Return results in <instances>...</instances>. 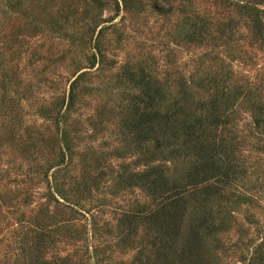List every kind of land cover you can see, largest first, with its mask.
<instances>
[{
    "label": "rangeland",
    "instance_id": "rangeland-1",
    "mask_svg": "<svg viewBox=\"0 0 264 264\" xmlns=\"http://www.w3.org/2000/svg\"><path fill=\"white\" fill-rule=\"evenodd\" d=\"M0 264H264V0H0Z\"/></svg>",
    "mask_w": 264,
    "mask_h": 264
},
{
    "label": "trees",
    "instance_id": "trees-1",
    "mask_svg": "<svg viewBox=\"0 0 264 264\" xmlns=\"http://www.w3.org/2000/svg\"><path fill=\"white\" fill-rule=\"evenodd\" d=\"M259 20V18H257ZM75 89V85L73 84L72 85V88H71V94L70 96L73 95V91ZM146 134H148L146 132ZM156 176L152 173V172H147L145 173L144 175H140L137 177V180L140 181V183L143 185V187L145 189H148L149 191L153 190V192L157 193V192H161V190L163 189V183L160 182L159 180H157L155 178ZM183 201L180 199L179 201H175V202H171L169 204V208H170V213H168V215H165L161 212V214L163 216L160 215V213L157 211H161L163 210L162 209V206L164 205H161L159 206V208L156 210V212H153L152 214H148V215H154L156 214V217H153L151 216V218L155 219V225H157V227H159L160 230H171L173 231L174 234H177L179 233L180 231V226H178V219L176 221L173 222V218H175V213L179 211L180 208L183 207V205L181 204ZM132 217L131 218H141L142 217V214H139V215H131ZM145 218L149 217V216H144ZM158 218H161L158 219ZM137 221V220H135ZM135 221L133 222H130L131 224L132 223H135ZM173 226H175V228H173ZM174 229L176 230V232L174 231ZM197 240V239H196ZM197 244L198 242H195V244H192V247H194L196 245L197 247ZM190 247H191V244H190Z\"/></svg>",
    "mask_w": 264,
    "mask_h": 264
}]
</instances>
